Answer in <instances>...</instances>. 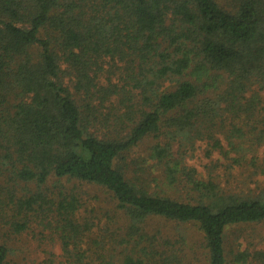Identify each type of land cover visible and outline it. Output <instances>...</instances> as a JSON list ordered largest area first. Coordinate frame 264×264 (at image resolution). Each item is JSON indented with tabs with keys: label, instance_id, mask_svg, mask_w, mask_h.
<instances>
[{
	"label": "trees",
	"instance_id": "trees-1",
	"mask_svg": "<svg viewBox=\"0 0 264 264\" xmlns=\"http://www.w3.org/2000/svg\"><path fill=\"white\" fill-rule=\"evenodd\" d=\"M262 145L264 0H0V264L33 226L66 264L155 263L152 216L229 264L226 231L264 221Z\"/></svg>",
	"mask_w": 264,
	"mask_h": 264
},
{
	"label": "rangeland",
	"instance_id": "rangeland-1",
	"mask_svg": "<svg viewBox=\"0 0 264 264\" xmlns=\"http://www.w3.org/2000/svg\"><path fill=\"white\" fill-rule=\"evenodd\" d=\"M261 94L263 91L260 92ZM193 156H187L184 163L187 166L194 167L199 175L204 177L206 170L204 165L210 159L217 157L215 151L211 157L204 155V143L197 142ZM257 155L259 159L264 160V145L258 148ZM151 164L152 161L150 160ZM260 181L261 186L264 185V176L256 178ZM263 181V182H262ZM165 184L166 182L163 181ZM160 187L163 186L161 182L157 183ZM155 184V186L157 185ZM167 185V184H166ZM253 187V184L250 185ZM164 188V187H162ZM167 191L169 194L176 197H186V189L181 184L168 185ZM161 189V188H160ZM165 189V188H164ZM157 190V189H156ZM86 191L91 192L90 196L96 199L100 207H107L109 198L103 191L94 190L89 187ZM93 191L98 195L94 198ZM91 197H87L91 205L94 203ZM185 200V199H184ZM145 232L149 236H154L155 246L159 255L157 262H148L146 259L145 264H206L207 253L203 248V236L198 227L193 223H178L176 221L167 220L161 217H148L143 226ZM30 232L24 233L22 239L26 240L24 251L25 253H18V257H14L16 264H66L63 257V252L58 240L51 241L48 238V230L41 232L39 228L33 226ZM40 233L47 234L46 238L41 239ZM39 239L41 241H39ZM225 252L227 254V262L229 264H259V259L254 253H250L246 262L236 263L232 261L231 255L228 250H244L249 252L263 251L264 250V221L258 223H249L238 225L231 231H226L224 235Z\"/></svg>",
	"mask_w": 264,
	"mask_h": 264
}]
</instances>
